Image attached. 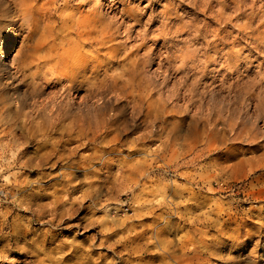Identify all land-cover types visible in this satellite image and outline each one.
Instances as JSON below:
<instances>
[{
    "label": "rangeland",
    "instance_id": "rangeland-1",
    "mask_svg": "<svg viewBox=\"0 0 264 264\" xmlns=\"http://www.w3.org/2000/svg\"><path fill=\"white\" fill-rule=\"evenodd\" d=\"M54 1L37 38L98 11L97 82L55 127L26 96L28 128L0 132V264H264V0Z\"/></svg>",
    "mask_w": 264,
    "mask_h": 264
},
{
    "label": "bare ground",
    "instance_id": "bare-ground-1",
    "mask_svg": "<svg viewBox=\"0 0 264 264\" xmlns=\"http://www.w3.org/2000/svg\"><path fill=\"white\" fill-rule=\"evenodd\" d=\"M54 4H55L54 0H45V1L44 0H12V4L10 5L9 4L7 5V3L5 4L0 3V45H2V43L5 42V38L3 37V34L9 30H12L10 34L12 35V38L9 39V42L14 45L15 43L18 42L15 53L13 54L14 56L11 57L9 65L7 66V68H5L7 69V71H5V69L3 70L0 68V99L6 87H12V91L14 93L13 113H10V115L9 113H6L9 115V117L5 119L6 124L0 128V132H4L5 134H9L12 132V125L16 119H19L20 121L19 123H21L23 128H28V123H31L32 120L34 119L33 118L34 109L31 112L25 109L26 100H27L26 96L31 97L32 99L31 106L35 104L39 105V102H41L42 106L43 105L45 106L44 109L45 111L43 115L46 116V123L51 124L48 127L50 128V126L55 127L57 121H60L61 119L68 116L69 112L70 113L72 112L71 110L72 102H70V99L72 98L71 97L72 93L76 89L86 86L93 87L91 86L92 84L95 86V83H92L95 79L91 82L90 76L94 72L93 70L96 68V66L91 67L90 65H86V63L83 62L84 55L87 53V51H84L83 48L86 45L85 41L89 42V40L92 38V34L94 31L93 28L96 27L98 22L97 20L98 11L96 10V8L95 9L93 8L89 10V15L84 16L82 18L79 17L74 19L76 21L75 22L76 24H72V28L74 25H76L75 35L77 37V40L73 42L68 41L66 43H63L62 42L63 36L62 34L60 35L58 32L51 39L50 36L53 35V32H50L48 34L46 33L42 34L41 37L37 38L39 32L38 30H40L39 29L40 25L44 23L45 20L48 21L52 18V16L50 15V11L52 10L51 6H53ZM48 22L50 23V21ZM16 30H18L17 33V36L19 37L18 39L13 37L15 36L14 33ZM74 30L75 29H73L72 31ZM60 32L64 33L66 31L62 30ZM15 58H18L19 60L18 59L16 60ZM80 59L82 61H79ZM3 72L5 74L6 73L8 74L10 80L8 79H7L8 81L3 80V77L5 78ZM46 87L47 88L57 87L58 90L56 89L57 91H55V95L48 97V99H43L41 98V93H42L41 90ZM103 106L104 104L99 106L98 109L101 110V113L103 112V115H105L106 112ZM2 116L5 115H1L0 117ZM118 117L119 115L114 113L113 115H108L107 119H113L115 121L118 119ZM35 118L39 119V117H35ZM24 130L25 129H23V131ZM30 130L27 131V133L34 135L33 134L34 131H30ZM47 131L44 132L41 131V132L44 134ZM39 133L37 132V134ZM152 151L153 149H150L151 153H153ZM140 164L136 163L134 165L139 166ZM1 217L3 216L1 215ZM3 221L2 222L0 221V229H2L3 227L11 226V224L7 223V221L5 222ZM19 230L21 231V229ZM18 231H14L15 232L14 236L19 235ZM12 233H13V229L8 231L5 235L2 234L4 236L3 239H6L8 241L9 239H11L10 234ZM16 241H18V239H16ZM72 247H73L72 251L73 250L76 251V248L74 246ZM88 252L89 250H87V252L85 253L86 254L85 257L87 259H88L87 256Z\"/></svg>",
    "mask_w": 264,
    "mask_h": 264
}]
</instances>
